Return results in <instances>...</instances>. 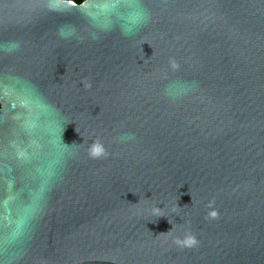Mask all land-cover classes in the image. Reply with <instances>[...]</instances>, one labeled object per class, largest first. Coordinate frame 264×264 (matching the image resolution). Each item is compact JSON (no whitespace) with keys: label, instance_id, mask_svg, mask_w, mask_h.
<instances>
[{"label":"water","instance_id":"1","mask_svg":"<svg viewBox=\"0 0 264 264\" xmlns=\"http://www.w3.org/2000/svg\"><path fill=\"white\" fill-rule=\"evenodd\" d=\"M0 264H264V0H0Z\"/></svg>","mask_w":264,"mask_h":264},{"label":"clouds","instance_id":"2","mask_svg":"<svg viewBox=\"0 0 264 264\" xmlns=\"http://www.w3.org/2000/svg\"><path fill=\"white\" fill-rule=\"evenodd\" d=\"M174 66H175V65H174ZM87 86L90 87V85H87ZM132 138H133V137L130 136V135L124 137V139H132ZM91 155H92L93 157H98V156H100V155H107V153H106V152H103V151H96V150H93L92 153H91ZM185 205H188V203H185V204L183 205V207H184ZM154 214H156L157 217L164 216V215L160 212V208H158V207H156V209L154 210ZM213 215L215 216V213H213ZM168 223L171 224V221L168 220ZM168 231H169V230H168ZM166 232H167V231H166ZM160 233H164V232H160ZM158 234H159V233H158ZM188 243H189V245L194 244V243H195V239H194V238L189 239V240H188Z\"/></svg>","mask_w":264,"mask_h":264},{"label":"flooded vegetation","instance_id":"3","mask_svg":"<svg viewBox=\"0 0 264 264\" xmlns=\"http://www.w3.org/2000/svg\"><path fill=\"white\" fill-rule=\"evenodd\" d=\"M68 1H73V2H76V3H82V2H84L85 0H68Z\"/></svg>","mask_w":264,"mask_h":264},{"label":"snow or ice","instance_id":"4","mask_svg":"<svg viewBox=\"0 0 264 264\" xmlns=\"http://www.w3.org/2000/svg\"><path fill=\"white\" fill-rule=\"evenodd\" d=\"M97 151H99V150H97Z\"/></svg>","mask_w":264,"mask_h":264}]
</instances>
